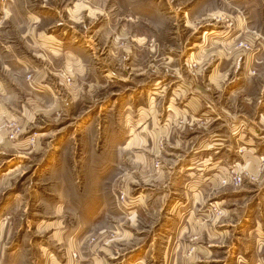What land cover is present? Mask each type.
I'll return each mask as SVG.
<instances>
[{"label":"rangeland","instance_id":"obj_1","mask_svg":"<svg viewBox=\"0 0 264 264\" xmlns=\"http://www.w3.org/2000/svg\"><path fill=\"white\" fill-rule=\"evenodd\" d=\"M11 1L0 45L21 40ZM44 1L67 47L2 127L0 264H264L262 151L186 169L264 111V0Z\"/></svg>","mask_w":264,"mask_h":264},{"label":"crops","instance_id":"obj_2","mask_svg":"<svg viewBox=\"0 0 264 264\" xmlns=\"http://www.w3.org/2000/svg\"><path fill=\"white\" fill-rule=\"evenodd\" d=\"M11 2L10 5L4 4V6H8L10 9V18L19 23L20 31L16 32V38L21 37V40L12 41L8 45H0V135L3 125L10 120L11 114L20 112L23 115L27 112L23 110L26 109V105L32 104L34 88L27 82V78L29 75L34 76L39 60L45 62L48 59L50 48L54 53L60 54L67 47L64 42L59 40L60 37L56 36V33L59 32H53L55 29L41 30L40 25H38L46 15H50L49 12H45L46 15L41 17L29 7L30 0H12ZM2 23L3 21H0V24ZM53 36L56 42L50 41ZM47 74L43 75V81L49 76ZM239 118L224 122L221 127V131H224V133L211 137V141L214 143L207 148L210 150H213V148H219V150L226 148L227 153L217 157L216 160L212 159L211 156L209 158L205 156L198 164L187 165L186 169L193 171L203 169L207 174L204 182H213L215 178L223 175V171L230 163L236 161L237 158L233 150L235 144L247 146L249 148L248 156H251V153L258 152L257 149L262 151L261 155H264V111L254 121L245 118L244 128H242L244 121L242 122ZM240 130L247 132L246 137L251 134L255 137L243 138L244 136ZM8 145L9 142L0 141V148L7 149ZM199 165H202V167H199Z\"/></svg>","mask_w":264,"mask_h":264},{"label":"built area","instance_id":"obj_3","mask_svg":"<svg viewBox=\"0 0 264 264\" xmlns=\"http://www.w3.org/2000/svg\"><path fill=\"white\" fill-rule=\"evenodd\" d=\"M235 176H237V175H235ZM240 177V176H239ZM234 178V180H233V182L237 185V184H239V183H241V181H242V178L240 177V178Z\"/></svg>","mask_w":264,"mask_h":264}]
</instances>
